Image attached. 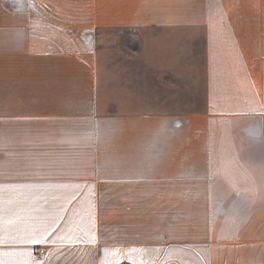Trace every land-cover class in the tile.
<instances>
[{
    "label": "crops",
    "instance_id": "0c3cea01",
    "mask_svg": "<svg viewBox=\"0 0 264 264\" xmlns=\"http://www.w3.org/2000/svg\"><path fill=\"white\" fill-rule=\"evenodd\" d=\"M118 48L138 106L109 110ZM257 216L264 0H0V264H264Z\"/></svg>",
    "mask_w": 264,
    "mask_h": 264
},
{
    "label": "rangeland",
    "instance_id": "374dc122",
    "mask_svg": "<svg viewBox=\"0 0 264 264\" xmlns=\"http://www.w3.org/2000/svg\"><path fill=\"white\" fill-rule=\"evenodd\" d=\"M135 33L133 36H137ZM112 41L117 42V45H124L126 40V34L124 31L111 32ZM119 49V48H118ZM118 55L110 54L107 50L105 54L109 55V61L117 59V63H108L104 67V72L101 80V102L107 109H130L137 107L136 101H138L139 94L135 91V88L128 85L127 70H126V55L122 50H118ZM136 56L138 54L136 53ZM184 63H186V72L183 79V86L185 88L184 103L185 107L182 109L186 112H194L203 109V82H204V69L202 66V57L200 52L186 53ZM105 67L107 71H105ZM117 75H122L124 79H114ZM174 82V80H173ZM143 86V80H140ZM180 83V79H178ZM179 85V84H178ZM138 90V89H137ZM137 93V94H136ZM257 223V243H259L258 254L264 255V216L256 217Z\"/></svg>",
    "mask_w": 264,
    "mask_h": 264
},
{
    "label": "snow or ice",
    "instance_id": "6c2138e0",
    "mask_svg": "<svg viewBox=\"0 0 264 264\" xmlns=\"http://www.w3.org/2000/svg\"><path fill=\"white\" fill-rule=\"evenodd\" d=\"M34 242H39V240H35V239H34Z\"/></svg>",
    "mask_w": 264,
    "mask_h": 264
}]
</instances>
